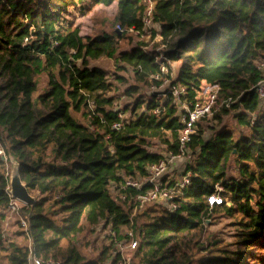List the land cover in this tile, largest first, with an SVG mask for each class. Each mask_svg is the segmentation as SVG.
Returning a JSON list of instances; mask_svg holds the SVG:
<instances>
[{
    "label": "trees",
    "instance_id": "obj_1",
    "mask_svg": "<svg viewBox=\"0 0 264 264\" xmlns=\"http://www.w3.org/2000/svg\"><path fill=\"white\" fill-rule=\"evenodd\" d=\"M74 1L0 0V148L18 162L28 190L38 192L35 203L23 206L29 237L19 227L3 241L10 196L8 170L0 172V264H27L29 239L36 256L59 264H106L112 245L89 258L73 240L84 225L100 222L117 235L133 230L134 263L264 264V110L254 89L263 75L257 62L264 61V0L155 1L154 23L166 43L162 53L177 64L175 82L188 88L190 99L202 82L217 85L216 103L223 105L214 118L239 109L236 118L249 131L235 138L221 126L204 139L199 130L187 151L192 158L183 173L190 172V186L180 207L171 210L163 201L135 213L130 200L112 194L110 183L145 175L163 157L151 149L154 139L176 152L180 112L168 96L158 118L150 113L157 105L153 99L143 110L139 100L127 120L119 118L107 70L90 62L111 58L117 69H130L147 85L159 83L151 77L158 63L141 43L120 49L124 33L82 35L78 26L64 24ZM88 1L115 2L114 22L141 28V0ZM42 71L47 84L34 96ZM119 120L122 128L111 129ZM231 158L239 176L227 178ZM7 162L0 155V168ZM214 194L221 200L210 204ZM214 214L233 220L230 243L201 241L203 224Z\"/></svg>",
    "mask_w": 264,
    "mask_h": 264
},
{
    "label": "built area",
    "instance_id": "obj_2",
    "mask_svg": "<svg viewBox=\"0 0 264 264\" xmlns=\"http://www.w3.org/2000/svg\"><path fill=\"white\" fill-rule=\"evenodd\" d=\"M141 1L144 5L141 28L124 27L117 23L116 30L127 35H132L137 39H143L144 42H147L145 38H149V45L153 44L151 48L148 49L147 43H141L140 46L144 51L154 54L159 69L158 72L151 76L159 83H153L150 88L156 90V88L165 86L163 91L158 94V98L161 99V97L166 98L170 96L173 102L177 106H180L181 109L179 114L180 127L177 131L176 152H166V156L147 167V173L143 176L125 177L121 181L110 183L112 192L115 193L114 195L116 197L128 199L133 203V213L141 209L145 204L163 201L168 203L171 210H177L180 207L183 191L190 186V172L185 171L182 173L173 185L168 184V182H162V178L166 175L172 163L186 156L189 143L198 131V124L201 120L209 117L214 111L218 91L217 85L202 82L198 88L194 89V95L190 99L187 96L188 88L185 85L175 82V77H172L171 71V64L173 62L162 53L166 47V43L163 41L161 34L158 33L156 24L154 23L153 9L156 0ZM155 27L156 29L153 31ZM153 32H155L154 35H152ZM25 40L27 41V39ZM257 68L263 72V75L254 85V89L257 97L261 101H264V61L257 62ZM230 101L229 98L227 102ZM155 102L157 105L150 110V113L155 118H158L165 111V107L163 104L157 101ZM89 105L93 108V101H90ZM118 116L120 119L122 118L121 114H118ZM122 126L123 124L119 120L111 125V129L119 130ZM2 151L0 150V154ZM4 160H6L5 157ZM218 188L221 190V187ZM208 200L212 204L213 202H220L221 199L217 194H214L209 196ZM20 204L27 206L18 200L12 199L10 196L8 209L17 216L19 227L29 237V215L27 213L22 214ZM101 223L104 224L103 222ZM104 229L108 230L109 243L114 247V250L110 254L111 258L109 260L107 259L106 264H139L132 262L133 250L138 243L133 230L127 229L120 237L110 226L104 227ZM9 238V234L3 228L1 239L8 241ZM27 245V264H59L58 261L51 258L36 256L32 251L30 239ZM114 257L115 259L113 260Z\"/></svg>",
    "mask_w": 264,
    "mask_h": 264
},
{
    "label": "rangeland",
    "instance_id": "obj_3",
    "mask_svg": "<svg viewBox=\"0 0 264 264\" xmlns=\"http://www.w3.org/2000/svg\"><path fill=\"white\" fill-rule=\"evenodd\" d=\"M115 2L109 6H104L101 4L94 5L93 3L89 2L88 0H75L73 4L68 7V10L64 17V24L78 26L80 29V33L82 35H96L102 32L113 33L116 30V23L114 22V15H115ZM157 27V25H156ZM156 27L153 29L155 31ZM121 33V32H118ZM126 35V37L120 39L119 48L120 49H128L135 45L136 43H147L148 49L153 46V44L149 45L148 39L145 38L147 42H144L143 39H137L132 35ZM90 65H100L107 70V78L110 83H112L111 89L108 91V95L113 97V106L114 110L121 111V116L123 119L127 120L131 116V108H133L134 104L137 103L139 100L143 102L142 106L138 109L143 110V107L146 102L153 99L158 103L163 104L164 97L159 99L158 94L163 91L164 87L156 88V90H152L150 86L153 84H145L144 81H137L133 77V74L130 69L122 68L117 69L115 67V62L111 58L101 57L97 60H93L90 62ZM171 71L172 77H175V69H177V64H171ZM118 76H122L123 79H118ZM47 73L46 71H42L37 74L36 82H37V92L34 93L36 96L37 93L43 91L47 84ZM136 86L137 90L135 92L127 93L126 90L131 87ZM263 106L261 108L264 110V101H261ZM223 103L222 101L217 102L213 113L200 121L198 124V131L201 130V138H208L212 135L215 129H218L221 126H224L230 130H232L233 135L237 138L238 133H247L248 126L245 124L239 123L236 115L239 113V109L233 110L230 109L227 113L221 114V118H214L215 113L221 110ZM127 107L126 110L124 107ZM179 112L181 107L177 106ZM222 113V112H218ZM76 118L79 120H83L84 117L81 116V113L75 114ZM151 149L161 153L166 156V146L162 144L159 140L154 139L151 142ZM0 150H2L0 148ZM188 151V150H187ZM0 155H4L7 159L9 158V162H7V168H0V172L6 174L7 170L8 173L11 167V160L8 155L1 152ZM191 155L186 154L185 157L182 159H177L176 164L174 165L173 169H170L171 166L174 164L172 163L167 170L166 176H164V182H168V184L173 185L177 179H179L180 175L185 170L187 165V161H190ZM180 160V161H179ZM239 173L237 167L235 165V161L231 158L228 161V169H227V178L231 177H238ZM220 186V185H219ZM220 189V188H218ZM112 191V188H111ZM30 193L36 197L38 192L34 190H30ZM112 194H115L112 192ZM53 199L49 202L51 203ZM158 203V202H157ZM160 203V202H159ZM154 204V203H153ZM22 214L26 213V208H23L24 205L20 204ZM4 219H3V228L6 232L9 233L14 232L17 228H19L17 224V216L11 211H9L8 207L4 210ZM232 219L228 217H224L221 214H214L210 219H207L206 222L203 224V232L201 234V241L204 243L208 242V240H218L219 243L225 244L230 243L233 241V235L235 231V226L232 224ZM126 231V230H125ZM123 231L120 234V237L125 232ZM10 240V238H9ZM8 240V241H9ZM75 245L79 248V250L89 258L95 257L99 250L104 246H110L109 239H108V230L104 229L103 224L100 222L95 226H86L84 225L83 230L78 233L75 238L73 239ZM7 242V241H5ZM112 247V246H111ZM113 248V247H112ZM264 251V250H263ZM112 252V250H111ZM109 252L108 260L111 258ZM202 255V253H199ZM198 255V253H197ZM196 255V256H197ZM198 255L197 258L200 256ZM264 255V252H263Z\"/></svg>",
    "mask_w": 264,
    "mask_h": 264
},
{
    "label": "water",
    "instance_id": "obj_4",
    "mask_svg": "<svg viewBox=\"0 0 264 264\" xmlns=\"http://www.w3.org/2000/svg\"><path fill=\"white\" fill-rule=\"evenodd\" d=\"M1 159L4 160V156H1ZM9 193L12 199L18 200L25 205H32L36 201V197L30 193L25 183L21 180L19 164L13 159L11 160L9 171Z\"/></svg>",
    "mask_w": 264,
    "mask_h": 264
},
{
    "label": "crops",
    "instance_id": "obj_5",
    "mask_svg": "<svg viewBox=\"0 0 264 264\" xmlns=\"http://www.w3.org/2000/svg\"><path fill=\"white\" fill-rule=\"evenodd\" d=\"M173 63H175V62H173ZM175 71H176V69H175ZM175 73H176V72H175ZM179 161H180V160H179ZM175 164H176V161L174 162V164L171 166L170 169H173ZM165 176H166V175H165Z\"/></svg>",
    "mask_w": 264,
    "mask_h": 264
}]
</instances>
